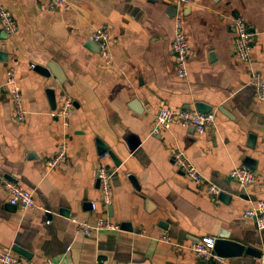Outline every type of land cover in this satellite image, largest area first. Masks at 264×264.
Wrapping results in <instances>:
<instances>
[{
	"label": "crops",
	"instance_id": "0c3cea01",
	"mask_svg": "<svg viewBox=\"0 0 264 264\" xmlns=\"http://www.w3.org/2000/svg\"><path fill=\"white\" fill-rule=\"evenodd\" d=\"M68 1L73 9L64 13L51 11L47 0H0L18 24L11 37L0 28V252L18 264H259L249 255L200 263L189 247L215 237L264 252V232L245 216L264 201V102L251 85L252 72L264 78V0H192L184 8L163 0ZM178 15L189 42L185 81L176 76L172 48ZM240 15L256 34L250 64L235 55ZM100 27L111 37L109 62L93 41ZM50 64L61 80L35 70ZM10 71L21 89L22 122L6 85ZM65 99L74 104L66 127L56 117ZM198 105L216 113L204 134L176 124L154 133L161 108ZM62 138L67 161L51 169ZM175 149L227 197L207 195L177 171ZM247 159L257 179L243 189L231 172ZM101 164L115 172L109 206L100 202ZM5 179L31 191L44 210H10ZM99 218L129 228L84 236L72 220L94 225ZM165 235L174 245L160 240Z\"/></svg>",
	"mask_w": 264,
	"mask_h": 264
},
{
	"label": "built area",
	"instance_id": "2783aa9c",
	"mask_svg": "<svg viewBox=\"0 0 264 264\" xmlns=\"http://www.w3.org/2000/svg\"><path fill=\"white\" fill-rule=\"evenodd\" d=\"M48 8L51 11L70 12L73 7L68 0H47ZM169 1L172 5L184 8L188 6L192 0H163ZM0 28L8 36H14L18 31V24L14 14L3 5H0ZM236 41L235 55L239 61L244 64H250L252 59L253 45L255 42V30L250 27V24L243 16H238L235 19ZM93 41L99 46L102 58L109 62L111 61V37L105 27L97 28ZM172 48L175 57L176 76L180 80H187L190 76L189 72V42L183 29V20L181 16L175 18L174 37L172 40ZM6 85L10 87L12 99L16 109V117L19 122L25 120V111L22 105L21 89L16 80L15 73L10 71L7 77ZM251 85L256 89L257 97L261 102H264V78L258 72H252ZM2 86L0 85V96ZM74 107L70 99H65L60 109L56 113V117L63 121L64 126H68L69 118ZM173 124L182 127H190L195 129L199 135L205 133L207 128L216 125V113L211 112L202 114L195 110L183 108H161L155 119L154 133H159L161 129H168ZM68 153L67 138H62L56 156L49 162L51 169L58 168L66 163ZM108 153L103 154V158H109ZM174 166L185 177L196 183L206 192L207 195L218 198L223 189L217 184L208 180L199 169L192 163L185 153L180 149H175L172 154ZM107 164L99 165L97 169V180L100 188V202L105 206H109L112 201L111 195V180L114 175ZM232 179L238 183L243 189L249 188L255 184L257 175L254 170L245 166H239L232 170ZM3 187L9 195V203L17 206L21 210H44L39 207L34 195L31 191L25 189L18 183L10 180H3ZM98 203H92L93 210H97ZM245 216L255 220L256 228L259 232H264V201H259L255 207H251L245 212ZM78 225V232L84 236H90L93 233L101 231L119 232L121 227L119 224L110 220V218H99L96 224L87 222H78L72 219ZM144 233V232H142ZM160 240L169 245H174L170 237L165 235ZM216 243L215 237H204L201 240L190 245L200 263H208L213 260L216 255L214 247ZM176 246V245H175ZM1 264H18L19 260L12 254L0 252ZM48 264H53L48 261ZM259 264H264V252L262 253Z\"/></svg>",
	"mask_w": 264,
	"mask_h": 264
},
{
	"label": "water",
	"instance_id": "95a60500",
	"mask_svg": "<svg viewBox=\"0 0 264 264\" xmlns=\"http://www.w3.org/2000/svg\"><path fill=\"white\" fill-rule=\"evenodd\" d=\"M173 10L176 12V9L173 8ZM6 54H2L1 58H5ZM35 70L38 71L39 73L49 76L51 73H53L59 80H61V69L58 68L56 65L54 64H50L48 67H41V66H37L35 67ZM49 94V98H50V104L53 110L57 109V104H56V100H55V92L53 90H49L48 92ZM135 105V103H134ZM197 111L199 113L202 114H208L211 113L212 109L211 108H207L205 107V105H198L197 106ZM193 129V128H192ZM195 131V129H193ZM254 139V138H252ZM98 145H99V152L102 154H105L108 152L107 147H105V145L101 142L98 141ZM111 154V153H109ZM113 160L115 161V164L117 166H119V161H117L116 157L113 156ZM244 166L251 169V170H255L256 166H255V162L252 159H247L244 162ZM130 180L132 181V183L135 184V179L133 177H130ZM99 184V181H98ZM136 187H138L137 184H135ZM220 197H227L225 193H222L220 195ZM9 209L12 211H16L17 210V206L14 205H9ZM112 211V207H109V213L111 214ZM63 215L65 216H69L68 211H63L62 212ZM122 229H126L129 228V225H121ZM13 251L25 258H31V254H29V252H27L26 250L22 249L19 246L14 247ZM214 253L215 255L224 258V259H230V258H239L242 257L243 255H249L252 257H257L260 258L262 255V252L259 250H256L252 247H247V245L234 241V240H229V239H216V243H215V247H214Z\"/></svg>",
	"mask_w": 264,
	"mask_h": 264
}]
</instances>
